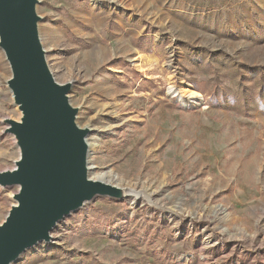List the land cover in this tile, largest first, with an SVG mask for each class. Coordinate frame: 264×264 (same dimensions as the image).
Listing matches in <instances>:
<instances>
[{"label":"rangeland","instance_id":"obj_1","mask_svg":"<svg viewBox=\"0 0 264 264\" xmlns=\"http://www.w3.org/2000/svg\"><path fill=\"white\" fill-rule=\"evenodd\" d=\"M36 7L94 173L149 200L98 196L11 264H264V0ZM11 75L0 47V171L20 156ZM18 191L0 185V224Z\"/></svg>","mask_w":264,"mask_h":264},{"label":"water","instance_id":"obj_2","mask_svg":"<svg viewBox=\"0 0 264 264\" xmlns=\"http://www.w3.org/2000/svg\"><path fill=\"white\" fill-rule=\"evenodd\" d=\"M39 0H0V47L10 64L8 86L22 112L7 118L20 149L16 167L0 171V185L19 186L0 224V264H11L28 248L52 238L65 216L98 196L122 198V187L93 179L88 171L90 128L77 122L72 82L54 77L38 23Z\"/></svg>","mask_w":264,"mask_h":264},{"label":"bare ground","instance_id":"obj_3","mask_svg":"<svg viewBox=\"0 0 264 264\" xmlns=\"http://www.w3.org/2000/svg\"><path fill=\"white\" fill-rule=\"evenodd\" d=\"M82 127H88L89 126H82ZM90 137L88 136L87 138V143H88V148H89V153H88V171H89V176L93 179H98V180H102L105 181L107 183H112L115 179H117V175L114 174L111 170L108 171H102L99 173H94L93 169L95 168L94 166H91L90 164V155H91V147H92V143L89 140ZM113 184V183H112ZM120 187V186H119ZM125 194L131 195L135 198H137L138 196H144L146 197V200L148 199L149 193H145L142 191H136L135 189L129 188V189H124Z\"/></svg>","mask_w":264,"mask_h":264}]
</instances>
